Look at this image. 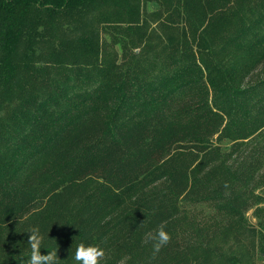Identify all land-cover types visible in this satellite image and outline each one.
Here are the masks:
<instances>
[{"label": "trees", "instance_id": "trees-1", "mask_svg": "<svg viewBox=\"0 0 264 264\" xmlns=\"http://www.w3.org/2000/svg\"><path fill=\"white\" fill-rule=\"evenodd\" d=\"M37 226L60 264H258L264 0H0V264Z\"/></svg>", "mask_w": 264, "mask_h": 264}, {"label": "clouds", "instance_id": "clouds-1", "mask_svg": "<svg viewBox=\"0 0 264 264\" xmlns=\"http://www.w3.org/2000/svg\"><path fill=\"white\" fill-rule=\"evenodd\" d=\"M28 244L30 245V256L27 260V264H60L57 251H48L46 254L42 253L41 249L45 243V235L41 229L32 227L29 231ZM151 239L155 241L153 248L155 252H159L160 249L170 242V234L161 227L155 236ZM105 248L96 244L80 243L77 247L74 259L77 264H100V261L105 257Z\"/></svg>", "mask_w": 264, "mask_h": 264}, {"label": "rangeland", "instance_id": "rangeland-1", "mask_svg": "<svg viewBox=\"0 0 264 264\" xmlns=\"http://www.w3.org/2000/svg\"><path fill=\"white\" fill-rule=\"evenodd\" d=\"M155 7H157V4H155V3H151L150 4V8H155ZM113 31L114 32H119L118 30H113ZM107 36H108V34H107ZM117 36L120 37L121 34L118 33ZM120 47H121V42H120V40H118L117 43L114 44V48L117 50V52H119L120 55H122V51L120 50ZM247 216L249 217V220L252 222V224H257L258 223L259 217L254 215L252 209L248 211ZM256 262L258 264H264V255L263 256H258L257 259H256Z\"/></svg>", "mask_w": 264, "mask_h": 264}]
</instances>
